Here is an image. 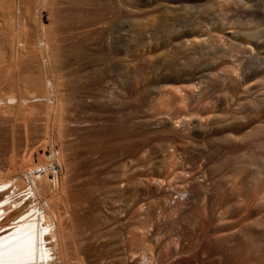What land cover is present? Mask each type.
Instances as JSON below:
<instances>
[{
  "label": "bare ground",
  "instance_id": "6f19581e",
  "mask_svg": "<svg viewBox=\"0 0 264 264\" xmlns=\"http://www.w3.org/2000/svg\"><path fill=\"white\" fill-rule=\"evenodd\" d=\"M172 1L178 4H198L201 7V18L204 21L209 22L211 19H215V21L218 19L220 23L229 19L225 13L232 11L238 2V0H230L226 5V12H223L221 18H218L207 0ZM1 3L2 6L4 3L6 6L7 3V5L14 7L12 15H16L10 16L9 20L19 16L18 11L21 10L17 9L18 4H28L27 7L23 6L27 8L25 9L27 11H23V8L22 11L31 18L35 29L26 31H31L30 34L33 31L37 33V40L35 42L30 41V44L32 42L34 45L37 44L34 47H32L33 45L30 46V48L26 47L29 46V42H23L24 44L22 41L16 42L22 43L24 49L20 48L19 44L17 45H19L20 52L21 49L24 50V57L21 56V59L14 57L17 59V61L15 60L16 63L11 62V65L8 63L10 66L13 65L9 75L13 82H16V85L18 83L14 88L21 87L19 90L22 89L25 93L28 91V94L35 93L36 95L38 92L40 95L42 93L41 98L38 95H33V97L40 98L42 103L44 101L45 118L47 114V121L53 122L57 135L55 139V135L53 138L50 137L54 139L51 143L52 146H47V142L45 147H40L32 154L31 163H25V166L22 165L15 170L9 168L8 171H0V264H87L86 248H81V246L83 240L89 238L88 236L85 237L89 227L105 225L104 228H106L107 226L106 232L109 239L119 235V232L113 229V225L119 222L118 217L123 213L121 202L125 203V207L133 204L135 198L133 190L136 188L137 181H134L133 178L122 180L126 172L121 170L124 166L119 161H113L112 165L106 168L103 162L105 156H122L128 152L130 147H134L137 151L148 149L151 154L161 153L164 151V143L168 144L173 141L174 136H178L180 138L178 145L183 149V160H185L184 165H186L188 159L194 155L190 151V147L197 145L198 148H201L203 142H210L216 138H220L224 143L229 142L231 139L230 132L235 127H245L246 118L263 119V123H255L251 134L264 130V93L262 92L263 94L255 96V98L254 96L253 98L241 96V94V97H238L240 84L238 77L232 74L234 70L223 69L224 73H230L223 75L219 73L221 63L216 64L214 62V64L211 60H204L200 56L204 52V48L215 54L214 59L216 60L221 55L233 56L232 52L235 51L243 55L246 52L244 45L247 37L242 36V34L240 37H225V34L215 29L211 33L209 32L210 34L205 33L210 38L209 44L205 45V42L202 41L200 43L195 42L199 32L196 30V32L189 34L191 35L190 39H186L189 41L188 44L182 45L180 43L182 38L179 36L181 39L172 42L167 49L162 37L169 36L173 32L172 22L178 20L176 14L168 15V0H1ZM188 10L190 11V9ZM220 10H222L221 7ZM158 11L162 12L161 15L156 14ZM4 13L8 14L6 11ZM21 14L20 16H23V13ZM27 16L25 15L26 19ZM25 17L21 18L24 20ZM1 19L7 18L4 16ZM145 19L150 21V25L156 23L153 30L146 32L138 30L139 27L143 28L148 25ZM212 22L210 23L212 24ZM5 23L1 24L0 29L3 27L6 31L9 29L12 37L14 30L17 34L16 28L19 24H15V21L14 23L9 22L10 24ZM24 27L22 24L20 29L22 30ZM174 31L176 30L174 29ZM184 31L186 32V30ZM1 36L3 35L1 34ZM30 36L28 37L30 38ZM34 36L33 34L32 38ZM28 37L27 40H30ZM224 37L226 38L225 43L222 46H217ZM11 40L13 39L11 38ZM4 42L3 40V44H5ZM160 43V49L163 48L162 53L157 54L151 60V53L155 52L154 46L156 47ZM6 48L9 49V47ZM196 48L199 56L195 55L196 52H187L195 51ZM6 51L8 50L6 49ZM141 51L146 52L144 55L138 56ZM205 56L207 55L205 54ZM210 56L213 57L212 54ZM244 56L236 57L235 61L239 65L242 64L241 61L248 59ZM6 57L9 58L10 56ZM2 62L5 63V61ZM1 79L0 81H2ZM9 79L6 80L9 81ZM6 80L4 78L5 82ZM139 82L144 85V90L133 92L131 87ZM191 82H194L197 88L194 95L199 100H207L211 107L208 109L206 118L198 113L194 115L195 119L190 135L172 130L170 124H175V121L171 117L164 119V124L159 128L144 129V127H137L134 124L136 116L133 111H130L129 102L131 99H134V102L141 106L144 104V100L153 93L158 95V89L161 86H170L167 91L159 95L158 102L162 104L165 102V107L168 110L176 108L180 110L182 108L181 102L193 96L192 94L183 95L181 91L171 87ZM20 84L24 85L25 88L19 86ZM8 85V90L11 91L12 88H9L12 85L10 86L9 83ZM25 85L29 86V90L26 89L27 86ZM216 85L219 87L218 90L216 89L217 95H213L214 93L208 95L211 88ZM5 88L7 89L6 84ZM17 90V88L12 89V91H16V94ZM228 90H232L234 93L232 100L237 106H240L239 109L245 111L250 109V112H247L249 114L244 112L240 114L236 107L234 109L229 105L228 96L232 97V92L230 95ZM242 90L244 89L242 88ZM21 92L20 96L23 93ZM81 93H86L83 97V99L86 98V119L78 120L74 115L79 114L76 108L79 106L77 105L78 102L82 101V99L78 101L80 95H84ZM27 96L23 98L25 99ZM16 98L17 96L15 100H17ZM30 98L25 99L26 101L29 100V104ZM218 101H220V105L217 104ZM134 108L136 109V107ZM102 114H105L106 118H103ZM25 115L22 118L27 117V113ZM229 115L232 116L229 120H222ZM82 122L86 123V133L77 127L78 123ZM27 124L29 125V123ZM28 128L31 130V127L28 126ZM28 128L26 127V129ZM53 132L55 133V131ZM68 137L69 139H67ZM50 138L47 140L49 141ZM12 143L16 144L17 142ZM261 144L264 145V141ZM14 147L19 148L18 143ZM49 151L57 152L53 160L49 158L51 157ZM261 151L248 153L249 162L245 165L238 163V168L236 167L237 173L238 171L244 173V170L248 169L246 170L248 188L257 196L264 192V185L261 186L259 183V180H264V153ZM178 178L180 176H177L176 179ZM192 179L196 180L197 178L192 177ZM184 183L182 184L183 194L189 192L188 185ZM87 186L88 193L86 191ZM104 187L107 188L108 195L114 194V197H108L110 203L104 205L106 209L102 206L105 203V194L103 196V193L106 191L103 190ZM166 188H170L168 183H166L163 192V197L168 200L172 193ZM82 189H85L86 193L89 194L86 195L85 193L84 195L90 196V200H86L84 197L85 200L77 201L76 192L78 193V190ZM91 195L93 196L91 197ZM261 201H264V197L259 203ZM150 204L152 203L150 202ZM80 205L85 206L84 208L81 207L80 210L82 211L78 209ZM154 209L156 210V208ZM79 211L82 213H78ZM86 211L88 217H86ZM255 212L256 214H254ZM249 216L247 225L241 230L238 229L239 232L237 235L235 234L233 239H231L232 234L230 232L224 231L225 234H219L223 235V241L227 240L225 244L228 240L235 243L241 242V244L243 242L256 252H264V209L258 207L257 210H253L251 208ZM100 233L102 235V232ZM91 234L92 237L96 235L93 232ZM141 234L139 229L132 231L133 238L139 237ZM81 235L83 237L79 239L78 237ZM218 236L220 237V235ZM232 244L234 243L232 242ZM149 250L150 248L146 247L143 250V256L145 254L149 256ZM134 254L136 251H131V256ZM151 256L153 258V255ZM125 259V256L119 255L118 263L126 264ZM145 264H150L149 259L148 263Z\"/></svg>",
  "mask_w": 264,
  "mask_h": 264
},
{
  "label": "rangeland",
  "instance_id": "374dc122",
  "mask_svg": "<svg viewBox=\"0 0 264 264\" xmlns=\"http://www.w3.org/2000/svg\"><path fill=\"white\" fill-rule=\"evenodd\" d=\"M168 1V7L170 9H168V15L172 16V14L174 13L178 16V20L177 22H172L173 32L169 36L167 35L162 37L163 41H165V48L168 49L172 42L177 40L179 41L181 38L182 39L180 40V43H182V45L188 44L189 41L186 39H190L191 35L189 34L196 32V30H199V32L197 34V39H195V42L200 43V41H202L205 42V45L209 44L208 42H210V38H208L209 36L206 34H210L211 31L215 29L225 34V37H240V34H242V36L247 37L245 38L246 44L244 45V47H246V52L243 55H240V53H237L235 51L232 52L233 56L221 55L220 58H217L216 60L214 59L216 55L210 53L209 50H205L206 48H204V52L200 54V56L201 58H204V60H211L216 64L221 63V70H219V73L223 75L230 74L229 72L224 73L223 69L234 70L232 74L235 77H238L240 87L244 89L242 90V88L239 87L240 90L237 95L238 97L247 96L253 98L254 96L255 98V96L264 93V0H238L235 8H233V10L230 12L225 11L226 5L230 2V0H207L209 1V4L212 5V9L218 18H221V14L223 12H226L225 14L229 19H227L223 23L218 22V19H216L217 22L215 21V19H211L209 22L204 21L201 18V7L198 4H178L172 0ZM2 3L0 4V26L2 23H5V20V24H8L9 22L14 23V21L15 24H19L16 28L17 34L14 30L13 37L10 35L11 31L9 29H7V31L6 29H4V27V30L2 28L0 29L2 30L0 33L3 35L0 37V79L2 78V81H0V171H8L9 168L10 170H15L22 165L25 166V163H31L30 159H32V154H34L37 149H40V147H45V145L47 144V146H52L53 144L51 143H53V140L56 138L57 130H55L56 128L53 126L54 124L52 121H47V114L45 118L46 110H44V101L43 103L40 102L42 93L40 95L38 94V92L36 95L35 93L28 94V91L26 89H28L29 86L25 85L27 86V88L24 89V85L21 84L19 86H23L24 88H22L27 91L26 93L22 91V89L19 90L21 87L15 88H17L20 92H23H21L22 96H20V92L18 90L17 94L16 91H12V89H15L14 86L16 85V82L14 83L13 79H11L9 75L13 67V65L10 66L11 62L15 64L19 57L20 59L21 56L24 57V50L22 51L24 47L23 45H21L23 42H29V46L26 47H30L32 45V47H34L37 44L35 43L34 45V42L37 40V33L35 31H33L34 33L32 32L35 35V38L33 37L35 39L34 40L32 38L33 34H30V32L35 29L34 23L31 22L32 20L31 18H29V16H27L28 14L26 12H23L27 11L25 10L27 9V3H24L26 5H17V7L19 6L17 9L21 10L20 12L18 11V13L20 14H18L19 16H17L16 19L11 18V20H9V17L16 15H12V10L14 9V7L7 5V3L6 6L5 3L2 6ZM23 6L26 7L24 8ZM220 7L222 8V10H220ZM2 9H4L8 14L4 13L5 11ZM188 9H190V11ZM195 9L197 10V12ZM1 10L3 11L2 14ZM21 13H23V16H20L22 15ZM161 13V11L156 12V14L158 15H161ZM24 14L29 18V20H27L28 18L26 19ZM4 16L7 19H1V17ZM21 17H25V21ZM147 19H145V21H147L148 25L143 28L139 27L138 30H143L144 32H146L154 29L156 23L150 25V21H148ZM210 22H212V24ZM25 23L31 27L28 28L29 26ZM22 24L23 27L25 25L26 26L21 30L20 28L22 27ZM174 29L177 32L174 31ZM26 30L31 31L27 32ZM184 30H186V32ZM24 34L31 36L29 38L27 35L24 36ZM15 35L18 37H16ZM26 36L30 40H27ZM23 37H26L25 40ZM225 37V40L222 39L221 43L219 41L217 46H222L225 43ZM11 38L14 40V43H12L13 40H11ZM3 40L5 41V44H3ZM6 41H8V43H6ZM21 41L22 43L19 44ZM30 41L34 42L30 44ZM11 44H19L20 46L17 45L14 47ZM11 46L14 48H12ZM18 46L22 48L21 52ZM158 46H154L153 50L155 52L151 53V60H153L154 56H156L157 54L162 53L163 48L160 49L161 43L158 44ZM6 47H9V49ZM5 48L8 51H6ZM197 51L198 50L196 48L195 51L190 50L187 52L197 53ZM208 51L209 55L212 54L213 57H209V55L207 54ZM145 52L146 51L139 52L138 56L144 55ZM204 53L207 56H205ZM195 55L199 56V53ZM6 56L10 57L8 58ZM238 56H244L248 59H244L243 62L241 61L242 64L239 65V63L235 61V58ZM14 57L17 59H15ZM2 61H5V63ZM4 78L5 80L9 78L11 80H6V82L8 81L6 83L4 81ZM8 83L10 84V86H13L9 88H12L11 91L8 90ZM5 84L7 89L5 88ZM195 85L196 84L194 82H191L171 87L172 89L181 91L183 95L187 96L188 94H192L193 96L192 98L185 99L181 102L182 108L180 110L178 108L168 110V108L165 107V102L163 104L158 102L159 95L167 91L170 86H161L158 89L159 94L157 95V93H153L149 98L144 100V104H142L141 106H138L137 103L134 102V99H131L129 102V105L131 107L130 111H133L136 116L134 124L137 127H144V129L159 128L164 124V119H166L167 117H171L175 121V124H170V128L172 130H174L175 132H181L184 135H190L192 133V123L195 119L194 115L198 113L206 118L208 116V109L211 107V104L208 103L207 100H199V98L194 95V92L197 91ZM218 88L219 87L217 85L212 87L208 95H212L213 93V95H217L216 92H218ZM131 89L132 91L134 90L133 92H140L144 90V85L139 82L134 87H131ZM231 92L232 90H228V93H230V95ZM25 94L26 96L28 94V99L30 98V95L32 96L30 98V104L29 100H25L27 98H23L26 97ZM85 94L83 96L80 95L81 98L79 97L78 99V101H81L82 99V103L78 102L77 104L80 107L77 106V108H79H76V110L79 112V114L77 113L78 116L75 114V112H73L75 114L74 116H76L78 120H81V118L86 119V98L83 99ZM33 95L40 96V98H38L39 101L38 99L34 98ZM233 95L234 93L232 92V97L228 96L230 100L229 105H231L232 108L234 107V109L236 107L240 114H243V112H250V109L246 111L243 109H239L240 106H237L235 104V101L232 100L234 97ZM16 96L17 100H15ZM25 101L27 104L24 103ZM217 104L220 105V101H218ZM81 107L83 108L81 109ZM134 107H136V109ZM26 108H28L29 110ZM79 109L82 112H80ZM26 113L27 117L25 118L27 119L22 118L26 116ZM101 116H103V118H106L105 114H102ZM34 117L36 121L34 120ZM231 117L232 116L229 115L222 118V120H229ZM43 119L46 120L44 121ZM245 120L246 128L235 127L230 132L231 139L227 143H224L220 138H216L212 139V141L210 142H203L201 148H198L199 146L197 145H195L194 147H190V151H192L194 155L191 159H188L186 165H184L185 160H183V149L178 145V141L180 139L178 136H174L173 141L169 142L168 144L164 143V151L161 153L157 152L151 154L148 149L146 151H137L134 147H130L128 152L122 156H105L103 158V162L106 168L112 165L113 161H119L124 166L123 168H121V170L126 172V174L122 177V180L133 178L134 181H137L136 188L134 189L135 191L133 190L135 198L133 204H131V206L129 207H125V203L121 202V205L123 206L121 210H123V213L118 217L119 222L113 225V229L119 232V235H117L115 238L109 239L106 232L107 226L106 228H104L105 225H103L102 227H89L88 232H90H87L88 234L86 233L85 236L86 238L87 236L89 238L83 240V244L81 246V248H86V263L119 264L118 257L119 255H122V257H126V264H145L148 263V259L150 264H264V254H262L264 252H256L255 250L251 249L252 247L250 248L249 245L244 244L243 242L241 244V242L235 243L234 241H232L234 243L232 244L231 240H228V242H226V244L228 245H226L225 241L227 240L223 241V235L219 234H225L223 233L224 231L226 233L230 232V234H232L231 239H233L235 234H238V229L241 230L247 225L249 221L248 218L250 217L249 211L251 208H253V210H257L258 207H260L262 210L264 209V201H261L259 203V201L264 197V192L257 196L255 193L249 191V185L247 184L248 175L246 176V170L248 169L244 170V173H241L239 171L238 173L236 172L238 163H242L243 165H245L249 162L248 153H259V151L261 150V152L264 153V145L261 144V142L264 141V130L256 134H251L253 132V128L256 125L255 123H263V119L246 118ZM85 122L78 123L77 127L80 129V131L82 129V132L86 133ZM114 122H116V120H114ZM27 123H29V125ZM28 126L31 127V130H29ZM26 127L28 129H26ZM53 131H55V133ZM53 136L54 139H51L53 138ZM49 138L50 140L48 141L47 139ZM67 139H69V137ZM14 141L15 143H18L19 148L17 147L16 149L14 147L17 146V143H12ZM49 154V156H51L49 158H52L51 160H53L57 152L49 151ZM177 176H180V178L176 179ZM192 177H196L197 179H192ZM166 183L170 185V188H166V190H169L172 193L170 199L168 200L167 198L163 197ZM183 183L188 185V193L185 192L183 194ZM259 183L261 184V186L264 185V180H259ZM104 184L103 186H105ZM88 190L89 189L87 186V193ZM103 190L106 191H103V196L105 194V203H103L102 206L104 207V205H108V203H110L109 198L111 196L114 197V194H111V196L110 194L108 195L106 187H104ZM86 191L85 189H82L80 191L78 190V193L76 192L75 197L78 202H81V200H85L84 197L86 196L84 194L86 193ZM87 193L86 195H89ZM188 194L190 195L188 196ZM106 195L108 196L106 197ZM92 196L93 195H91V197ZM89 197H86V200H90ZM122 199L124 198L122 197ZM150 202L154 206H156L154 207L152 204H150ZM79 207L80 208L78 209L80 210L82 206L80 205ZM84 207L85 206H83L82 208ZM87 207L86 210L88 209ZM154 208H156V210ZM104 209L106 208L104 207ZM152 209H154L156 213ZM80 211L78 213L81 214L82 212ZM254 214H256V212ZM86 215V217L89 216L87 214V211ZM150 217L152 218V220H150ZM136 229L141 230L142 234L141 236L139 235V237L136 236L133 238L132 231H136ZM96 231L98 232V235L96 234ZM99 231L102 232V235ZM91 232L95 233L96 235L92 237ZM99 235L100 237H98ZM218 235H220V237ZM82 237L83 236L81 235L78 238L81 239ZM238 237H240V235H238ZM221 244L223 246H220ZM146 247L150 248L149 256L148 254H145V256H143V250ZM131 251H136V254L131 256ZM151 255H153V258Z\"/></svg>",
  "mask_w": 264,
  "mask_h": 264
}]
</instances>
